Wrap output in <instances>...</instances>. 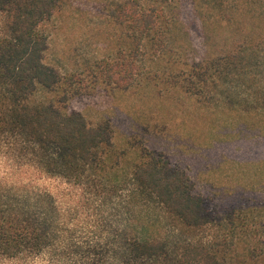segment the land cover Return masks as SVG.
Wrapping results in <instances>:
<instances>
[{
  "label": "trees",
  "instance_id": "trees-1",
  "mask_svg": "<svg viewBox=\"0 0 264 264\" xmlns=\"http://www.w3.org/2000/svg\"><path fill=\"white\" fill-rule=\"evenodd\" d=\"M68 1L0 0V264H264V211L257 230L246 228L247 205L197 194L185 170L147 148L122 166L111 123L92 125L69 108L83 88L45 61V26ZM187 1L199 13L224 10L221 0H124L107 14L123 42L140 35L152 44L176 32ZM217 23L235 27L238 40L180 58L174 86L211 106L233 97L238 112L262 122L264 27ZM119 62L86 73L105 87ZM41 90L51 98L39 101Z\"/></svg>",
  "mask_w": 264,
  "mask_h": 264
},
{
  "label": "rangeland",
  "instance_id": "rangeland-1",
  "mask_svg": "<svg viewBox=\"0 0 264 264\" xmlns=\"http://www.w3.org/2000/svg\"><path fill=\"white\" fill-rule=\"evenodd\" d=\"M120 1L124 0H69L45 26L46 63L84 90L69 108L92 125L111 123L122 166L133 165L144 148L157 152L188 173L197 194L217 205H247L251 210L243 223L257 230L262 221L259 213L264 211V118L260 122L253 115H242L233 97L229 105L223 101L206 105L176 88L170 75L182 57L201 59L232 47L238 40L236 28L217 21L230 20L258 33L264 27L260 18L264 0L259 11L256 0H221L223 13L214 9L199 13L187 1L177 15L176 32L156 36L152 44L139 40L140 35L122 41L121 30L107 14ZM104 60L113 65L120 61V66L111 72L114 78L108 86L99 87L93 73L86 72ZM126 83L132 85L124 90ZM50 98L42 90L37 95L39 101ZM46 186L60 188L53 181ZM136 203L140 210L146 209L144 202Z\"/></svg>",
  "mask_w": 264,
  "mask_h": 264
}]
</instances>
